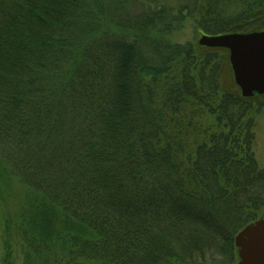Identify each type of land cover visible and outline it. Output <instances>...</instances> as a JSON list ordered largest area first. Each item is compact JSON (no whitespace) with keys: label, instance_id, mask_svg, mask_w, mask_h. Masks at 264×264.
Wrapping results in <instances>:
<instances>
[{"label":"trees","instance_id":"obj_1","mask_svg":"<svg viewBox=\"0 0 264 264\" xmlns=\"http://www.w3.org/2000/svg\"><path fill=\"white\" fill-rule=\"evenodd\" d=\"M207 2L0 0V264L234 263L262 96L171 36L263 30Z\"/></svg>","mask_w":264,"mask_h":264},{"label":"water","instance_id":"obj_2","mask_svg":"<svg viewBox=\"0 0 264 264\" xmlns=\"http://www.w3.org/2000/svg\"><path fill=\"white\" fill-rule=\"evenodd\" d=\"M198 45L228 51L241 96L264 95V32L201 35ZM236 264H264V219L244 226L234 237Z\"/></svg>","mask_w":264,"mask_h":264},{"label":"rangeland","instance_id":"obj_3","mask_svg":"<svg viewBox=\"0 0 264 264\" xmlns=\"http://www.w3.org/2000/svg\"><path fill=\"white\" fill-rule=\"evenodd\" d=\"M263 5L264 0H210V2L204 3L201 6L195 17L198 20L202 16L209 15L212 11L215 12V10L218 9L224 17V22L228 23L227 25H235L238 23L237 25L244 31L255 28L264 31V10L263 7H261ZM213 17H216V15H213ZM207 34L208 33L199 32L194 20L189 19L179 31L171 36V40L178 44L192 43L196 47L207 48L198 45L200 36ZM207 49H212L211 52L216 54L214 56L220 65V84L224 87H229L234 84L233 73L228 60V52L224 49ZM255 96H262V98L256 100L259 108H257L253 122V152L257 163L264 168V95ZM260 217L264 219V210L259 213V218ZM236 262L237 259L233 264H236Z\"/></svg>","mask_w":264,"mask_h":264}]
</instances>
